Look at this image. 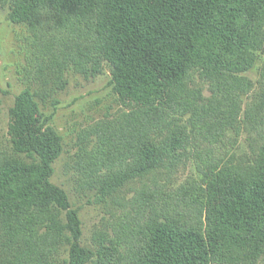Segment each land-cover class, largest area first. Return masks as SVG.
<instances>
[{
    "label": "trees",
    "instance_id": "obj_1",
    "mask_svg": "<svg viewBox=\"0 0 264 264\" xmlns=\"http://www.w3.org/2000/svg\"><path fill=\"white\" fill-rule=\"evenodd\" d=\"M0 6L35 37L38 83L16 95L0 143V264H52L64 244L70 264L89 258L79 210L52 181L63 137L42 104L66 86L67 68L90 61L107 62L130 104L86 133L96 143L77 163L80 180L103 196L136 184L147 218L145 235L96 264H264V61L248 76L264 60V0Z\"/></svg>",
    "mask_w": 264,
    "mask_h": 264
},
{
    "label": "rangeland",
    "instance_id": "obj_2",
    "mask_svg": "<svg viewBox=\"0 0 264 264\" xmlns=\"http://www.w3.org/2000/svg\"><path fill=\"white\" fill-rule=\"evenodd\" d=\"M46 26L43 32H48ZM35 37L25 25L12 23L8 9L0 6V143L8 140L9 109L16 95L26 86L38 87L35 79ZM264 55V54H263ZM264 60L248 73L253 80L260 76ZM72 64L64 72L66 86L56 90L42 104L47 115L53 114L52 124L63 137L64 150L54 164L52 181L66 190L71 204L79 210L82 221L81 246L85 250L82 264H96L99 256L115 255L125 245H130L146 233L145 212L135 201L136 184L121 187L112 195L103 196L97 187L83 186L77 163L85 149L96 143V135L86 133L95 130L104 121L114 119L127 110L130 102L120 100L110 83L111 71L107 62L90 61L86 70ZM208 95V85L197 79ZM241 149H246V136L240 137ZM194 173L192 164L182 172L181 180ZM126 224L124 225V222ZM120 235L119 249L113 240ZM71 246L64 244L55 254L52 264H70ZM205 254V251H204ZM203 254V255H204Z\"/></svg>",
    "mask_w": 264,
    "mask_h": 264
}]
</instances>
